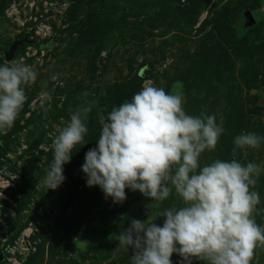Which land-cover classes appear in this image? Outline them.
Instances as JSON below:
<instances>
[{
  "label": "rangeland",
  "instance_id": "1",
  "mask_svg": "<svg viewBox=\"0 0 264 264\" xmlns=\"http://www.w3.org/2000/svg\"><path fill=\"white\" fill-rule=\"evenodd\" d=\"M33 1L41 0H0V65L23 58L38 73L24 86L27 101L14 126L0 132V176L13 184L7 190L9 208L1 207L0 221L7 227L0 225V251L30 225L36 250L23 264H130L133 249L119 246L120 231L132 219L155 218L182 206L174 189L163 202L126 189L127 199L113 203L98 185L87 186L81 169L85 153L96 146L100 113L106 115L120 97L130 100L148 84L166 91L182 87L190 115L215 114L218 123L223 117L219 143L202 154L201 165L219 158L264 168V143L233 155L241 132L264 136V0H49L53 34L46 39L33 34L6 60L5 52L26 29L10 21L5 10L12 2L26 3L27 10ZM61 16L64 29L58 26ZM45 95L50 99L41 106ZM85 99L96 101L86 144L77 145L63 166L65 180L47 189L52 138ZM74 179L79 186L60 215ZM252 190L261 198L255 219L264 225V172ZM163 220L154 222L162 226ZM80 239L89 241L86 250L76 247ZM171 259L181 264L178 254ZM252 264H264V248L255 250Z\"/></svg>",
  "mask_w": 264,
  "mask_h": 264
},
{
  "label": "clouds",
  "instance_id": "2",
  "mask_svg": "<svg viewBox=\"0 0 264 264\" xmlns=\"http://www.w3.org/2000/svg\"><path fill=\"white\" fill-rule=\"evenodd\" d=\"M37 75L23 58L0 65V132L14 126L27 101L24 86L34 83ZM49 99L42 97L41 106ZM184 103L182 87L166 91L148 84L106 115L100 113L96 146L85 153L81 165L86 184L98 185L113 203L127 199L126 189L160 202L174 189L182 200L181 207L164 209L155 218L132 219L120 231L119 246L133 249L130 264H173L174 253L181 264L194 259L203 264H252L255 250L264 248V225L254 215L261 198L252 190L264 168L219 158L201 165L202 154L219 143L223 117L218 123L215 114L190 115ZM95 104L85 99L57 129L44 178L47 189L65 180L63 166L77 145L86 144L87 120ZM233 143L235 155L237 149L259 148L264 136L241 132ZM158 217L164 218L162 226L154 222ZM88 243L75 242L81 250Z\"/></svg>",
  "mask_w": 264,
  "mask_h": 264
},
{
  "label": "built area",
  "instance_id": "3",
  "mask_svg": "<svg viewBox=\"0 0 264 264\" xmlns=\"http://www.w3.org/2000/svg\"><path fill=\"white\" fill-rule=\"evenodd\" d=\"M40 2V6H38ZM33 1L28 4L27 10L24 6H19V4L12 2L5 10V15L10 19V21L16 23L22 29H26V36L28 39H33L35 34L40 36L41 39L49 38L53 34L54 27L52 23L49 22L47 14L50 11L53 4L49 0ZM63 5V4H62ZM62 16L59 19L58 26L61 29L66 27L65 24H62ZM30 37V38H29ZM31 42V40L29 41ZM1 180L11 184L9 186L0 185V214L1 207L9 208L5 204L6 201H9V196L7 194L8 188L12 187V180H5L0 176ZM6 211H3L5 214ZM2 227H7L6 224H3L0 221ZM26 229H29L28 232H25ZM33 229L29 225L25 227L20 234H18L8 246L2 248L0 251V264H23L29 256L36 250V241L32 239ZM5 242V239H2ZM2 246L4 244L2 243Z\"/></svg>",
  "mask_w": 264,
  "mask_h": 264
},
{
  "label": "water",
  "instance_id": "4",
  "mask_svg": "<svg viewBox=\"0 0 264 264\" xmlns=\"http://www.w3.org/2000/svg\"><path fill=\"white\" fill-rule=\"evenodd\" d=\"M30 40L27 38V36L23 37L22 39L14 40L12 44L9 46L8 50L5 52V59L10 60L13 56L15 50L17 49V46H19L23 42H29ZM79 184L76 179L71 180L68 184V189L64 197L62 209L60 211V215L65 213V211L69 208L70 202L75 195L76 189L78 188Z\"/></svg>",
  "mask_w": 264,
  "mask_h": 264
},
{
  "label": "trees",
  "instance_id": "5",
  "mask_svg": "<svg viewBox=\"0 0 264 264\" xmlns=\"http://www.w3.org/2000/svg\"><path fill=\"white\" fill-rule=\"evenodd\" d=\"M138 79L141 80V77L138 76ZM139 82H140V81H139ZM124 101H125V98H124V97H120V98L118 99V101L116 102V104L114 105V107L120 105V104H121L122 102H124ZM112 108H113V106L109 109V111H110ZM109 111H106V113L109 112ZM3 148H4L3 145L0 146V149H3Z\"/></svg>",
  "mask_w": 264,
  "mask_h": 264
},
{
  "label": "bare ground",
  "instance_id": "6",
  "mask_svg": "<svg viewBox=\"0 0 264 264\" xmlns=\"http://www.w3.org/2000/svg\"><path fill=\"white\" fill-rule=\"evenodd\" d=\"M0 185H2V186H9L10 184H8L7 182L2 181L1 178H0ZM28 231H29V229H26L25 230V232H28Z\"/></svg>",
  "mask_w": 264,
  "mask_h": 264
}]
</instances>
